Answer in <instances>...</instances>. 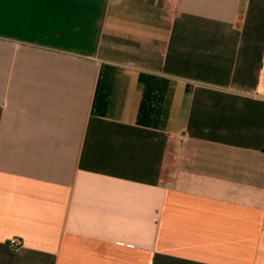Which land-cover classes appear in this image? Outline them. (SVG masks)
Instances as JSON below:
<instances>
[{
  "label": "crops",
  "instance_id": "crops-1",
  "mask_svg": "<svg viewBox=\"0 0 264 264\" xmlns=\"http://www.w3.org/2000/svg\"><path fill=\"white\" fill-rule=\"evenodd\" d=\"M0 264H264V0H0Z\"/></svg>",
  "mask_w": 264,
  "mask_h": 264
},
{
  "label": "built area",
  "instance_id": "built-area-1",
  "mask_svg": "<svg viewBox=\"0 0 264 264\" xmlns=\"http://www.w3.org/2000/svg\"><path fill=\"white\" fill-rule=\"evenodd\" d=\"M12 244H14V245H18L19 243L16 242V241H12Z\"/></svg>",
  "mask_w": 264,
  "mask_h": 264
}]
</instances>
